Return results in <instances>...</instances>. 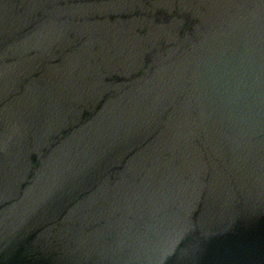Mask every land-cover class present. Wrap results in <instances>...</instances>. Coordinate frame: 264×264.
Returning <instances> with one entry per match:
<instances>
[{"label":"water","instance_id":"water-1","mask_svg":"<svg viewBox=\"0 0 264 264\" xmlns=\"http://www.w3.org/2000/svg\"><path fill=\"white\" fill-rule=\"evenodd\" d=\"M0 264H264V0H0Z\"/></svg>","mask_w":264,"mask_h":264}]
</instances>
